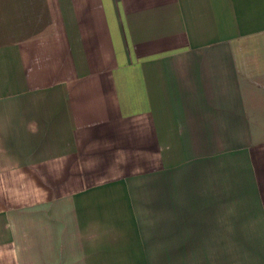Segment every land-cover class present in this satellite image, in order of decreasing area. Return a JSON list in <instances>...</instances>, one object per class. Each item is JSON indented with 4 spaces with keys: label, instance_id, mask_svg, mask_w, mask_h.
Segmentation results:
<instances>
[{
    "label": "crops",
    "instance_id": "1",
    "mask_svg": "<svg viewBox=\"0 0 264 264\" xmlns=\"http://www.w3.org/2000/svg\"><path fill=\"white\" fill-rule=\"evenodd\" d=\"M253 0H0V264H264Z\"/></svg>",
    "mask_w": 264,
    "mask_h": 264
},
{
    "label": "rangeland",
    "instance_id": "2",
    "mask_svg": "<svg viewBox=\"0 0 264 264\" xmlns=\"http://www.w3.org/2000/svg\"><path fill=\"white\" fill-rule=\"evenodd\" d=\"M253 3L258 6L260 11V21L264 22V0H253Z\"/></svg>",
    "mask_w": 264,
    "mask_h": 264
}]
</instances>
